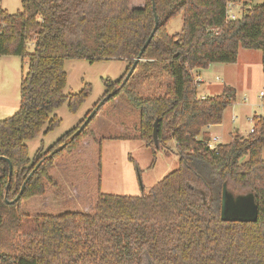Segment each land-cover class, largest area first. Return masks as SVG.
<instances>
[{"label":"trees","instance_id":"trees-1","mask_svg":"<svg viewBox=\"0 0 264 264\" xmlns=\"http://www.w3.org/2000/svg\"><path fill=\"white\" fill-rule=\"evenodd\" d=\"M231 1L144 0L130 7L129 0H22L13 14L0 7V56L27 59L19 108L0 120V156L12 166L9 176L0 160V264H264V119L245 137L234 134L210 149L203 129L221 123L235 93L226 87L198 97L193 74L211 63H234L239 47L259 50L264 72V0L233 20L227 18ZM152 2L157 28L122 84L153 29ZM178 15L181 31L169 35L167 24ZM111 59L128 67L120 79L102 80L105 91L92 109L116 90L104 104L122 95L138 112L135 134L124 139L141 141L153 156L173 151L176 168L140 195L98 192L89 212H19L20 201L57 188L49 173L53 160L74 149L93 119L50 158L43 160L91 110L44 152L28 157L26 141L57 127L55 110L66 104L74 113L90 93L89 84L64 93V61ZM223 186L232 196L253 195L255 222L221 221Z\"/></svg>","mask_w":264,"mask_h":264},{"label":"rangeland","instance_id":"rangeland-1","mask_svg":"<svg viewBox=\"0 0 264 264\" xmlns=\"http://www.w3.org/2000/svg\"><path fill=\"white\" fill-rule=\"evenodd\" d=\"M22 0H0V7L13 14L21 9ZM263 0H233V13L239 17L246 8ZM130 7H139L144 0H129ZM182 28V15L171 19L166 27L169 35ZM32 43L27 44L31 52ZM128 67L125 60H102L88 63L84 60H65V94L80 91L89 84L90 93L79 108L71 113L66 104L55 110L59 119L57 127L48 133L27 140V154L33 158L37 150L44 152L65 132L76 127L102 97L105 88L102 80L116 81ZM262 53L239 47L234 63H211L206 68L193 71L198 97L219 95L224 88L234 90L235 100L222 114L221 123L207 129L216 144H226L234 134L245 137L251 128L253 114L262 112L258 94L264 91ZM27 71V59L19 56H0V120L11 117L19 108L20 81ZM128 72V71H127ZM198 78V79H197ZM138 112L130 107L124 97H115L104 104L88 124L84 136L74 149L63 152L53 160L50 175L57 188L48 187L42 196L30 197L17 204L25 214H61L68 211L89 212L98 192L117 195H140L147 192L168 172L176 168L178 157L171 151H156L155 156L143 143L124 139L135 134ZM264 158V146L261 149ZM151 162L153 164L151 165Z\"/></svg>","mask_w":264,"mask_h":264},{"label":"water","instance_id":"water-1","mask_svg":"<svg viewBox=\"0 0 264 264\" xmlns=\"http://www.w3.org/2000/svg\"><path fill=\"white\" fill-rule=\"evenodd\" d=\"M152 11H153V17H154V26L153 29L143 44L139 55L134 59L131 67L129 68L128 72L126 73L125 77L122 80V84H124L129 76L132 74L136 64L138 61H140V55L148 45L153 33L155 32L157 25H158V17L155 12V8L152 2ZM116 91V90H115ZM115 91L108 93L106 96H104L98 104L89 112V114L85 117L83 122L78 126V128L70 135V137L60 146L55 148L53 151H51L48 155H46L43 160L50 158L53 154L56 152L60 151L65 144L73 140L85 127L86 125L90 122V120L95 116L97 111L99 110L100 107L104 105V103L115 93ZM153 140L154 143L157 144V128H156V122L153 124ZM0 160H4L8 164V172L9 176L12 171V166L8 158L4 156H0ZM39 161L38 164L35 166V168L29 173L27 178L24 180V182L21 185V188L19 190L18 195L9 203H13L17 201L19 196L21 195L25 184L29 177L33 174V172L36 170L37 166L41 164L43 161ZM220 219L221 221L224 222H255L257 220V207L254 203V197L252 194H247V195H240V196H232L230 193L227 192L225 186L222 188L221 192V202H220Z\"/></svg>","mask_w":264,"mask_h":264},{"label":"built area","instance_id":"built-area-1","mask_svg":"<svg viewBox=\"0 0 264 264\" xmlns=\"http://www.w3.org/2000/svg\"><path fill=\"white\" fill-rule=\"evenodd\" d=\"M231 7V3L228 4V8H227V18L230 20L236 19L237 16L233 13L232 9H230ZM198 79V78H197ZM258 98L261 100L260 106L262 108V112L259 115L253 114L252 118L250 119L251 121V128L249 129L248 133L253 132L254 130V124L261 120L264 119V91L261 90L258 94ZM217 137H212V139H209V141L207 142V146L212 149L214 148L217 144Z\"/></svg>","mask_w":264,"mask_h":264},{"label":"crops","instance_id":"crops-1","mask_svg":"<svg viewBox=\"0 0 264 264\" xmlns=\"http://www.w3.org/2000/svg\"><path fill=\"white\" fill-rule=\"evenodd\" d=\"M212 126H209L207 129L211 128Z\"/></svg>","mask_w":264,"mask_h":264}]
</instances>
